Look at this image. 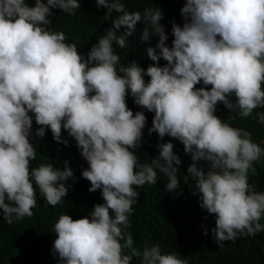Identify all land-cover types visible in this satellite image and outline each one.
Instances as JSON below:
<instances>
[{
    "label": "clouds",
    "instance_id": "obj_1",
    "mask_svg": "<svg viewBox=\"0 0 264 264\" xmlns=\"http://www.w3.org/2000/svg\"><path fill=\"white\" fill-rule=\"evenodd\" d=\"M96 2L107 9L106 20L119 15L85 56L63 31L49 27L53 9L75 15L80 0H35L34 6L0 0V215L9 224L13 216L31 217L37 188L55 207L68 195L65 182L74 179L68 161L63 169L31 167L34 116L37 137L50 129L67 145L63 129L76 140L89 165L82 172L89 191H102L103 203L89 215L74 220L63 214L54 224L53 255L60 264H132L134 257L140 264H188L175 252L162 254L159 244L141 253L125 236L140 195L136 187L156 184L159 170L168 178L166 190H177L182 163L172 142L159 144L155 159L140 162L135 150L147 118L129 109L130 90L136 105L155 114L149 133L178 139L191 156L184 179L195 181L201 208L215 216V239L264 231V191H256L248 176L264 149L249 131L215 114L219 103L245 118L264 108V0H186L185 23L173 22L171 47L160 8L133 12L122 0ZM142 22L141 43L159 38L145 49L155 63L146 70L136 61L120 65L114 43L124 49ZM201 82L205 87L197 88ZM257 118L264 124V112ZM200 161L208 163L207 171Z\"/></svg>",
    "mask_w": 264,
    "mask_h": 264
},
{
    "label": "trees",
    "instance_id": "obj_2",
    "mask_svg": "<svg viewBox=\"0 0 264 264\" xmlns=\"http://www.w3.org/2000/svg\"><path fill=\"white\" fill-rule=\"evenodd\" d=\"M34 6L35 0H28ZM46 3L47 0H44ZM128 11L143 12L145 8H160L164 14L161 24L168 35L167 46H172V24L185 23L181 16V9L186 0H122ZM81 8L75 15L64 13L60 9H53L49 27L55 31H63L68 43H76L79 52L87 56L98 39L105 34V30L113 27L114 18L119 15L112 13L110 19H105L107 9L97 7L96 0H80ZM143 22L137 26V31L128 39L127 46L120 49L114 43L120 56V65L127 66L136 61L145 70L155 62L147 57L145 49L155 47L158 36L153 35L150 42H140ZM149 30L151 28L149 26ZM123 30H121L122 32ZM121 33H118V35ZM166 61L160 60V66ZM118 65L117 67H119ZM146 82L150 80L145 77ZM197 88L205 87L203 83ZM210 90L211 86H207ZM234 99V97H232ZM129 109L135 112L143 111L147 120L143 129V139L140 147L135 150L141 163H147L159 156L158 145L172 142L174 154L182 161L179 168L178 180L180 187L175 191L166 190L167 176L157 170L156 184L146 183L136 187L139 192L138 201L133 205V212L129 215V224L125 229V236H131L133 247L143 251L145 246L159 244L162 254L175 252L180 258H186L188 264H264V231L255 235L238 234L234 240L218 241L215 239V216L202 209L199 195L195 194V181L188 176L187 169L192 164L191 156L184 151V145L170 136L161 139L158 133H149L154 119V112L136 105L129 94L126 98ZM264 112V108L254 110L252 116L241 117L239 111L230 112L223 103L217 105L216 115L233 127L243 128L252 134L253 142L264 149V124L257 118V113ZM30 115H32L30 113ZM40 127L35 123L31 142L36 149V159L31 167L36 168L41 163H52L63 169L64 162H69L73 170L74 179L66 181L68 195L55 207L47 203L46 199L36 189L38 205L33 209L31 217L17 220L9 224L0 215V264H60L58 256L53 255V245L56 239L54 224L60 215L69 214L72 218L81 219L89 215L94 206L103 203L102 191L90 192L91 184L82 177V172L89 167L82 157L77 142L62 129V139L68 144L57 142L50 129H46L44 137H37L35 132ZM198 167L208 170V163L198 162ZM249 183L258 192L264 191V157L253 164L249 170ZM135 187V186H134ZM2 212V210H0ZM260 223L264 225V218ZM123 227V226H122ZM207 232V234H205ZM132 264H140V258L134 257Z\"/></svg>",
    "mask_w": 264,
    "mask_h": 264
}]
</instances>
